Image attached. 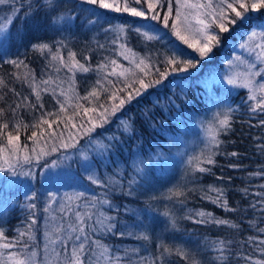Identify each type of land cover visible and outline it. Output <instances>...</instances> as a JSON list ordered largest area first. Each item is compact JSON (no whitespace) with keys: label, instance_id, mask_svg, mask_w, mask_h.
Returning a JSON list of instances; mask_svg holds the SVG:
<instances>
[{"label":"snow or ice","instance_id":"1","mask_svg":"<svg viewBox=\"0 0 264 264\" xmlns=\"http://www.w3.org/2000/svg\"><path fill=\"white\" fill-rule=\"evenodd\" d=\"M260 14H264V0H0V172L35 180L36 169L43 174L76 156L88 182L85 190L63 195L48 192L42 208H38L35 190L26 194L23 207L29 214L15 229V235L3 226L8 210L0 208V264H173L174 258L184 264H264V183L254 194L248 187L241 189L246 196L255 197L246 208L230 204L226 187L208 185L198 189L203 200L225 213H241V220L259 213L257 219L247 221L251 234L242 239L205 237L195 251L159 238L153 251L147 248L153 237L146 225H134L141 228L134 232L129 225L120 224L114 194L144 195L148 202L167 199L183 208L189 193L197 189L175 185L166 195H150L148 166L151 159H168L163 150L149 161L136 154L128 175L121 165L110 173L100 172V161L96 159L108 157L121 142L115 134L105 142L104 132L98 129L106 131L115 122L117 130L122 129L121 136L135 139L136 120L126 109L146 95H159V89L172 84L180 88V95L173 92L180 103L169 97L167 104L179 110L181 116L184 112L190 116L177 117L180 123L179 130H172L175 135H169L170 130L163 124L157 131L168 136L169 150L177 147L182 132L188 130L184 125L197 119L202 106L184 88L191 78L203 85V101L217 110L211 119H199L202 147L187 155L185 173L195 183L199 174L215 175L213 167L218 164V156L239 157L240 153L227 151L228 142L223 137L233 132L241 110L258 117L257 126L264 128V24L252 27ZM37 15L42 17L46 31L62 37L51 41L37 38L30 43L32 54L39 53L46 61L39 74L30 66L26 53L12 56L9 48L12 26L15 24L17 34L22 36L23 25ZM117 18L121 22L113 23ZM245 26L249 31L238 46L247 56L234 55L223 74H203L201 70L211 64L215 50L221 46L223 34ZM74 29L95 31L83 50H74L65 35ZM101 35L103 42L97 38ZM133 40L140 51L132 46ZM6 66H11V71ZM78 74H86L83 88ZM217 85H225L223 96L218 95L221 89ZM233 90H243L237 93L243 104L233 106L228 102ZM49 102H54V110L46 106ZM141 115L145 122L152 120L147 111ZM26 117L30 118L28 122ZM248 124L251 126L252 121ZM256 148L264 154V143ZM53 154L56 158L48 159ZM176 155L185 153L178 151ZM227 167L238 169L242 165L230 162ZM259 168L247 175L264 178V164ZM217 179L230 181L232 177ZM90 186L100 191L93 192ZM124 211L135 214L127 207ZM162 215L175 230H179L178 221L186 219L197 225L246 231L240 221L217 217L203 209L188 208L178 217L166 206ZM109 236L131 237L144 243L116 248L105 242Z\"/></svg>","mask_w":264,"mask_h":264},{"label":"trees","instance_id":"2","mask_svg":"<svg viewBox=\"0 0 264 264\" xmlns=\"http://www.w3.org/2000/svg\"><path fill=\"white\" fill-rule=\"evenodd\" d=\"M68 6L71 7V3H69ZM41 22L42 17L39 15H37L35 19L29 20L23 25L25 31L22 36L17 34L16 25L14 24L12 26V39L9 45L10 54L12 56H15L17 53L23 56L26 53L29 57L30 66L36 69L38 74L42 71V65L46 63V61L39 53L35 55L32 54L30 51V43L34 42L37 38H42L45 41L62 38L56 33L46 31L42 27ZM120 22V18L113 20V23ZM259 24H264V14L256 16V20L252 24V27H257ZM248 31V27L245 26L234 30L230 34H223V42L221 46L215 50L211 64L205 65L201 70L202 73L206 75L209 72L214 73L220 70L224 66L226 60L232 56L236 43L243 39ZM65 35H68L69 40L71 41L70 46L73 47L74 50H83L85 45L93 40L95 31L74 29L71 34L66 33ZM97 38L100 39L101 42L104 40L103 35ZM132 46H134L135 50L140 51V48L136 46L135 40L132 41ZM96 59H99V56H97ZM6 67L11 71V66ZM0 74H3V72H0ZM84 75L86 74H78L77 76L81 88L84 86ZM184 88L189 93V96L193 97L194 100L199 101L202 106L197 113V119L189 120L188 124L184 125L185 129H188L186 131L188 134L183 135L182 132L181 141L178 143V146L171 150L167 147L169 143L168 136L162 131L158 132L157 128L163 124L170 130L169 135H175V131L172 130H179L178 125L180 123L177 117H180V119H187L190 116L189 112H184L183 116H181L179 110H176L173 106L167 104L169 97L176 99L173 92L180 95V88L175 84L169 85L167 89H159V95L152 94L140 98L138 102H133V104L126 109L128 115H131L136 120L135 139L128 138L126 134L121 136L122 129L118 131L115 122L108 126L106 131L98 129V132H104L105 142H107V137L112 136L113 134L119 137L121 141L108 157H96V159L100 161L98 171H107L110 173L117 165H121L125 170V175H128L132 170L131 165L136 154H139L143 160L149 161L158 150H163L168 159L165 160L163 157L159 160L151 159L148 166L149 180L152 184L150 195H166L168 190L175 185H186V190L191 188L197 189V191L189 193L188 201L183 208H181L179 204H174L167 199L148 202V197L144 195L127 197L120 192L114 194L112 197L113 203L114 205L119 206L120 209L118 215L120 224L129 225V230L134 232H139L141 230L140 227L134 225H140L141 223L146 225L150 235L153 237L152 243L148 244L147 248L153 251L159 244V238H162L165 243L168 244H182L193 251L197 250L198 245L203 243L205 237L209 239H215L217 237L242 239L244 236L251 234V229L248 228L247 221L259 217V213H256L255 215L249 214L243 216V220H241V213H225L223 209L218 208L207 200H203L198 191L200 187H206L208 185L226 187L228 189V199L230 204L237 208H246L248 202L255 198L254 195L246 196L241 189L248 187L249 192L254 194L256 191L261 190L258 185L264 183V178L249 177L247 175L249 172L259 171V165L264 164V154H261L256 148L258 143H264V139H257L258 137H264V128L257 126L259 118L241 110L235 118L233 132L229 133L226 137H223L228 142L225 146L227 151H236L240 153L239 157L218 156V164L213 167L215 175L199 174V181L194 183L192 176L185 173L186 157L187 155L198 152L199 148L202 147L200 142L203 139V136L198 134V131L201 130L199 128V119H204V116L207 114L205 111L213 105L203 101L206 92L195 78H191L185 82ZM47 99L48 97L46 95V100ZM239 99L240 96L232 97V102L236 104ZM52 103L54 102H49L46 106L52 109ZM176 103L179 104L180 99H176ZM145 111L148 112V115L152 120L145 122V118L141 115V113ZM120 115L124 114L121 113ZM124 118L127 119V116ZM29 119L30 118L26 117V122H28ZM249 120L252 121L251 126L248 124ZM194 127L197 128L195 129ZM183 139H192V141L184 143ZM21 140H24L23 134L21 135ZM82 141L84 142V140ZM28 143L31 146V141H28ZM178 151L184 152L185 155H176ZM48 159H55V156L49 157ZM111 161H116V164H112ZM230 162L238 163L242 165V167L238 169H230L227 167ZM39 170L40 169L37 171L35 185L31 186L29 192L31 193V191L35 190L38 193V208H42L45 193L41 190L43 184L39 179ZM221 176L225 178L230 176L232 179L230 181L227 179H217ZM6 180L5 176H0V194L6 196L8 193V200H10V203L4 207L7 208L8 214L4 216L3 226L11 235H15V229L22 226V221L26 219L29 213L23 207L26 201L21 195V190H23L21 186L16 188V190H5L1 187V182H5ZM93 188L97 193L100 191V189L95 186H93ZM166 206L172 208L178 217L183 216L188 208L211 211L217 217L240 221L243 223L246 231L238 233L236 230L227 228V226L197 225L193 221L186 219L179 220V230H175L171 228L167 218L162 215ZM125 207L135 210V214L132 212H125ZM111 214L116 215L115 211H112ZM39 215L42 224L43 213L41 212ZM105 242L114 245L116 248L142 246L144 243L142 241L134 240L131 237L120 238L118 236L106 237ZM144 254L147 253L145 252ZM200 258L203 259V256ZM208 259H211V255L208 256ZM173 264H184V262L179 258H174Z\"/></svg>","mask_w":264,"mask_h":264},{"label":"rangeland","instance_id":"3","mask_svg":"<svg viewBox=\"0 0 264 264\" xmlns=\"http://www.w3.org/2000/svg\"><path fill=\"white\" fill-rule=\"evenodd\" d=\"M246 36L243 39H246ZM243 39L239 40L236 43L235 48H234V52L229 59H233L234 55H237V54L242 55V56H247V53L244 52V50L240 49L238 46L239 43L242 42ZM229 59L226 60L224 66L220 70H218L214 73L223 74L226 71L225 65ZM201 86L203 87L202 84H201ZM217 87H219L221 89V91H220V93H218V95L223 96L224 95L223 89H224L225 85H217ZM241 91L242 90H233L232 94H231V99H229L228 102L232 103L233 106L243 104L244 101L241 98L239 100H237L236 104H234V102H232V97L238 96L237 93L241 92ZM216 110H217V107L210 106V108L207 111H205V113H207V114L204 116L205 117L204 119H211L212 113ZM194 128L196 129L197 127H194ZM186 134H188V133L183 132V135H186ZM198 134L203 136L202 130H199ZM192 139H188V140L183 139V141H184V143H189L192 141ZM81 143L83 144V143H85V141L84 142L82 141ZM53 156H55V158H56V154H53ZM81 163L82 162L79 160L78 157L73 156L72 160L67 161L60 168L50 169L48 171L43 172V174H41V170H39V179H40V182L43 184V186L41 187V190L45 193V195L43 197L44 202L47 199V193L48 192H55L58 195H63L65 192L71 193V192L78 191V190H85V187L88 185V182L84 179L85 174L82 171ZM35 171L37 172L38 169H36ZM0 176H5V178L7 179L5 182H3V181L1 182V187L3 189H5V190H11V189L16 190V188H19L21 186V188L23 189V190H21V192H22L21 195L23 198H25L26 194H28V195L31 194L29 192V189L31 188V186L35 185V180H31L27 177L12 176L7 172H1ZM90 187H91L92 191L95 192L93 186H90ZM8 198H9L8 193L6 196L0 194V208H4L7 204L10 203V200H8Z\"/></svg>","mask_w":264,"mask_h":264}]
</instances>
